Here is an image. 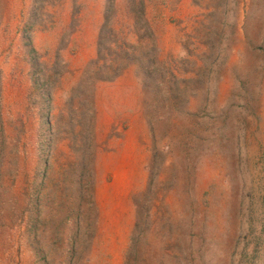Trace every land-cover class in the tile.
<instances>
[{
  "label": "rangeland",
  "instance_id": "1",
  "mask_svg": "<svg viewBox=\"0 0 264 264\" xmlns=\"http://www.w3.org/2000/svg\"><path fill=\"white\" fill-rule=\"evenodd\" d=\"M0 264H264V0H0Z\"/></svg>",
  "mask_w": 264,
  "mask_h": 264
}]
</instances>
